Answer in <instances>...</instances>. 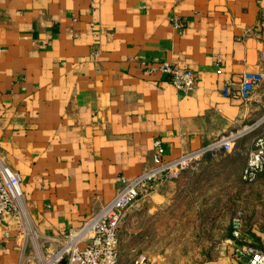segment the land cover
<instances>
[{
  "label": "crops",
  "instance_id": "obj_1",
  "mask_svg": "<svg viewBox=\"0 0 264 264\" xmlns=\"http://www.w3.org/2000/svg\"><path fill=\"white\" fill-rule=\"evenodd\" d=\"M164 63L194 70V90L178 91L159 71ZM245 73L264 75V0H0V156L22 177L28 209L25 223L13 216L0 226V264H37L43 237L80 227L122 178L153 166L157 140L173 160L238 126L262 133L264 79L248 101L223 93ZM244 140L129 209L127 240L153 239L146 226L134 229L140 220L180 223L194 211L186 222L227 224L217 242L192 252L194 264H234L229 195L247 164H234ZM201 185L210 195L194 200ZM262 197L243 229L256 247Z\"/></svg>",
  "mask_w": 264,
  "mask_h": 264
},
{
  "label": "built area",
  "instance_id": "obj_2",
  "mask_svg": "<svg viewBox=\"0 0 264 264\" xmlns=\"http://www.w3.org/2000/svg\"><path fill=\"white\" fill-rule=\"evenodd\" d=\"M175 26L183 28L182 23ZM155 70V69H153ZM159 71L168 76L175 88L189 94L198 83V74L188 68H178L169 63ZM262 73H245L234 89L228 81L223 88L225 96L232 93L248 101L263 82ZM259 128V125H242L227 131L213 142L198 149L184 152L178 158L165 160L162 141L154 144L153 166L137 177L122 178V187L114 199L89 217L80 227L70 229L59 237H43L36 256L37 264H121L120 229L127 212L142 197H146L160 185L179 178L185 171L194 169L207 157H218L232 152L237 143ZM264 172V131L256 137L249 152L241 179L254 184ZM16 216L23 223L28 209L22 190V177L12 170L0 156V226L10 217ZM231 245L236 260L234 264H264V244L256 247L243 240L244 220L238 212L232 221ZM131 264H158L147 253H139Z\"/></svg>",
  "mask_w": 264,
  "mask_h": 264
},
{
  "label": "rangeland",
  "instance_id": "obj_3",
  "mask_svg": "<svg viewBox=\"0 0 264 264\" xmlns=\"http://www.w3.org/2000/svg\"><path fill=\"white\" fill-rule=\"evenodd\" d=\"M260 130L261 129H257L251 134H249L247 137L241 139V140L247 139L248 143L245 142L244 145H239V149H238L239 152L238 155L236 156V160L234 164H236L237 166L238 164L244 166V161L247 162L249 156V153L246 154L247 152L246 149L251 145L254 136L257 133L259 134ZM197 167L189 170H195L197 169ZM182 175L177 179H180ZM222 178L223 176H218L216 178L215 183L217 186L221 183ZM197 179L198 177L196 176V180ZM206 179L207 178L198 179L197 184L199 185L205 184ZM231 179L234 180L235 178H231ZM169 182H173V181H169ZM209 183L210 182L208 181L206 185L208 189H210V185H208ZM165 184L166 183H164L163 185ZM232 184L235 187L234 186L232 187L234 191L230 193L229 201L230 199L234 200V202L232 201L233 205L235 202H238L237 204L235 203V207L233 208L234 217L238 212H241L243 220L245 222L244 217L248 218L249 216H251L252 218H255L258 215H260V210H259L260 207L256 205L255 201L256 199L257 201H260L259 198L260 194L264 196V188L261 189V185H264V175H262L261 179H259V181L255 184H251V185L246 184L242 181V179H240L239 181H234L232 182ZM163 185L157 186L151 192V194H149L146 197H142V199L148 198ZM222 186L224 185L222 184ZM198 189L204 191L198 193L197 195H194L195 193H193L192 198L194 200L203 198V196L207 197V195H210V191H205V185L204 186L201 185ZM260 189L263 190V193H261ZM262 207H264V204L262 205ZM170 215L171 213L168 214V216L165 219H168ZM193 215H195L194 211L191 212V214H189L188 216H185L183 214V216L180 218L181 222L174 224H167L166 222L161 221L160 219L155 217H152V219H150V223L145 222L147 220V218H145L144 222L140 220L139 224H134L135 227L134 229L138 228L142 230V228L146 226L149 229V233L151 232L152 234L153 239L151 240H148L143 235V232L138 234L136 238L127 240L126 236L129 231V228L131 227L130 225L131 222L129 221L130 223H128V220L125 221L126 220L125 217V219L121 224V229L119 234L120 253L121 252L123 253L122 264H129L130 261L134 259L136 252L137 253L145 252L149 254L161 253L163 257L161 256L160 258L159 257L156 258L158 264H194L196 262L197 257L195 255H192V252L196 251V249L199 247H203V249H205L208 245L217 242L218 236H220L222 233L223 234L226 233L227 224L215 223L214 225H210V224L203 225L196 223L194 221L190 223L186 222L189 219H193ZM174 233L176 236H174ZM181 233L183 235V238H181L180 236ZM198 233H200L202 239H199ZM193 236L194 237L196 236L198 240L192 238ZM152 256H156V255H152Z\"/></svg>",
  "mask_w": 264,
  "mask_h": 264
},
{
  "label": "trees",
  "instance_id": "obj_4",
  "mask_svg": "<svg viewBox=\"0 0 264 264\" xmlns=\"http://www.w3.org/2000/svg\"><path fill=\"white\" fill-rule=\"evenodd\" d=\"M262 175H264V172H263L262 174H260L258 180H257L255 183H257V182L259 181V179H261ZM255 183H254V184H255ZM249 185H251V184H249ZM259 198H260V199L263 198L261 194L259 195ZM235 203L237 204L238 202H235ZM235 203H234V205H235ZM244 219H245V217H244ZM232 221H233V220H232ZM245 221H246V219H245ZM232 229H233V227H232V223H231V228H230L231 233H232Z\"/></svg>",
  "mask_w": 264,
  "mask_h": 264
}]
</instances>
